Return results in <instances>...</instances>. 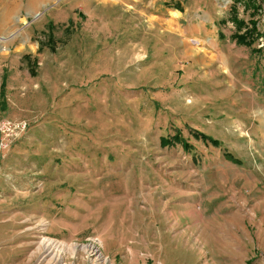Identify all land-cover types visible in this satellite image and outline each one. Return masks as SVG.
Wrapping results in <instances>:
<instances>
[{
	"label": "rangeland",
	"instance_id": "rangeland-1",
	"mask_svg": "<svg viewBox=\"0 0 264 264\" xmlns=\"http://www.w3.org/2000/svg\"><path fill=\"white\" fill-rule=\"evenodd\" d=\"M234 1L0 0V241L40 225L52 263L64 209L65 263L264 264V2L252 55Z\"/></svg>",
	"mask_w": 264,
	"mask_h": 264
},
{
	"label": "crops",
	"instance_id": "crops-1",
	"mask_svg": "<svg viewBox=\"0 0 264 264\" xmlns=\"http://www.w3.org/2000/svg\"><path fill=\"white\" fill-rule=\"evenodd\" d=\"M195 1V0H193ZM42 210V209H41ZM44 210V209H43ZM49 213L54 209H45ZM65 210L53 211L54 214L44 221L48 222V228L45 229V234L50 240L65 241L62 232L69 227L68 219L63 215ZM22 221L19 222L20 226L16 231L21 239H11L0 241V264H64L63 261H53L52 263H43L40 258V252L36 249V235L41 233L39 230L40 225L37 227L28 225H22ZM47 232V233H46ZM11 241V242H10ZM67 259V258H66ZM82 260L78 258H70L66 260L65 264H81ZM83 264V263H82Z\"/></svg>",
	"mask_w": 264,
	"mask_h": 264
},
{
	"label": "trees",
	"instance_id": "trees-1",
	"mask_svg": "<svg viewBox=\"0 0 264 264\" xmlns=\"http://www.w3.org/2000/svg\"><path fill=\"white\" fill-rule=\"evenodd\" d=\"M260 1L264 2V0H260ZM240 3L241 1H234L232 7L230 8L228 20H230V22L234 25L235 28V32L233 33V35H231L230 39L239 46H244L246 48H249L250 53L252 55L258 54L260 52V49L253 47V45L255 41L259 37H261V34L264 35V31L261 32L260 34V31L258 30V21L254 20L253 17H255L258 14L260 9V4L259 2L258 4H253L254 0L248 1L247 4L241 3L244 7V10L252 9L250 14V16L252 15L251 18L249 19L248 22H245L243 19L238 17L237 4ZM173 9L182 12V10L179 8L177 4L173 6ZM219 38L220 39L223 38L221 33H219ZM27 57L28 56H26V58ZM3 85L4 83H2V86ZM191 135L194 139L200 140L214 147L220 146V142L218 140L210 136H207L203 133L192 131ZM175 145L181 146L182 149H184L185 151H189L191 149V146L187 143V141L184 138L181 137L179 133H176L172 137H161L159 140V146L161 148H167ZM224 157L233 163H237V164L240 163V161L238 159H235L230 153H224Z\"/></svg>",
	"mask_w": 264,
	"mask_h": 264
},
{
	"label": "bare ground",
	"instance_id": "bare-ground-1",
	"mask_svg": "<svg viewBox=\"0 0 264 264\" xmlns=\"http://www.w3.org/2000/svg\"><path fill=\"white\" fill-rule=\"evenodd\" d=\"M170 24L174 25V21L171 20ZM43 246L44 248L47 250L48 254L49 255H52L53 258H55L56 261H59L62 257V254H63V251H64V245L60 244L59 242H55L53 240H50V239H46L44 240V243H43ZM83 249H86V248H91L93 251L95 252V255H96V258L99 259L100 258V254H97V249L95 246L93 247H82ZM100 260V259H99Z\"/></svg>",
	"mask_w": 264,
	"mask_h": 264
}]
</instances>
